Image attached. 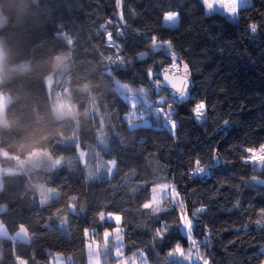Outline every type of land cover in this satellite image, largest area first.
<instances>
[{"label": "trees", "instance_id": "16d2710c", "mask_svg": "<svg viewBox=\"0 0 264 264\" xmlns=\"http://www.w3.org/2000/svg\"><path fill=\"white\" fill-rule=\"evenodd\" d=\"M250 1L232 22L208 14L202 0H120L119 7L117 0H0L6 20L0 27V98L9 97L0 121V170L16 171L18 160L36 151L67 160L46 175L44 184L56 196L46 193L44 203L33 174L0 177V222L10 235L24 224L32 236L29 244L0 236V264H16L17 256L49 264L54 254L88 264L84 230L103 241L104 231L115 226L100 213L121 216L124 258L143 252L148 264H181L167 257L175 243L185 252L193 247L174 227L177 206L160 214L170 225L171 239L164 242L153 238L157 222L143 208L153 188L168 184L189 217L204 209L194 219L192 238L209 264H264V185L256 183L264 181V166L258 172L245 152L264 145V0ZM169 12L179 13L172 28L164 25ZM153 36L158 49L151 46ZM66 53L76 119L54 115L52 95L63 88L46 83ZM141 53L147 58L140 60ZM172 55L191 73L187 103L175 104L166 89L157 92ZM131 97L140 99L136 108ZM162 98L175 130L154 111ZM200 102L203 122L192 111ZM113 160L116 167L103 178L97 165ZM197 161L212 169L209 179L192 175ZM72 196L75 210L68 206ZM102 259L119 261L111 252Z\"/></svg>", "mask_w": 264, "mask_h": 264}, {"label": "rangeland", "instance_id": "374dc122", "mask_svg": "<svg viewBox=\"0 0 264 264\" xmlns=\"http://www.w3.org/2000/svg\"><path fill=\"white\" fill-rule=\"evenodd\" d=\"M233 2H234V0H214V3H223L225 5H231ZM250 5H251L250 0H243V2L240 4L239 8L247 7ZM210 13L211 14L212 13H220V14L224 15L227 12L224 9L217 7L215 9V11H212V12L208 11V14H210ZM228 19L231 20L232 22H236L237 21V14L235 16H232L228 13ZM5 22H6L5 17L0 12V27H2L5 24ZM177 22L173 26L170 22L165 20L164 25L166 27L172 28V27H175L177 25ZM108 42L112 43V41H109V40H108ZM173 56L174 55H172V58H173ZM3 59H4V53H3V50L0 46V66L3 62ZM71 65H72V60H71V56L69 53H66V54H63V55L57 57L56 62H55V66H54V72H53V74H51L46 79V83H47V86L49 89L53 88L55 81L58 85H61L63 88V89L59 90L58 92H54L52 95V108H53L54 115L57 118L71 117V118L76 119V117H77L76 108L73 104H71L70 99H69L70 95H69V85H68V73H69V70L71 68ZM180 68H181V65L175 58V59H173L172 66L170 68H168V73L171 75L179 74ZM142 95L144 96V92H142ZM129 99H131L132 104H133V102H135V104L138 105L140 102V99H137L135 97H131ZM162 99H165V98H162ZM8 102H9L8 96H2L0 98V121L1 122H4V120H5V116H4L5 106ZM204 119H205V114H204L203 119L199 122H203ZM135 124H137V123H135ZM75 138H76L75 135L71 136L70 137L71 142H74ZM62 142L67 143L69 141L67 140V138H62ZM256 150L258 151V149H256ZM246 154H247L248 162L252 165V167L254 169H256L258 172H260L263 169V166H261V164L259 163V156H257V162L254 164V163H252V161L250 159L251 153L246 152ZM80 158H81V161L84 163L85 162V153L82 151H80ZM65 164H67V160L64 157L55 159V158L51 157L50 154L46 151H36L32 155L28 156L26 159L18 160L17 170L16 171L10 170L9 172L10 173H20L21 172L24 174H33L35 177L34 183L36 185V188H37L41 198L46 193L49 196L52 195L53 197H55L56 196L55 192L54 191H48L47 187L45 186V184H44L45 177L47 174L54 172V171H57L60 167L64 166ZM109 165H110V162L108 164L101 162V164L97 165L98 169L100 167V170H101V174H99V175H102L103 178L108 176V174H109L107 171ZM91 171L93 172V170H91ZM9 172H5V169H1L0 170V177L3 174H8ZM164 186H166V185L157 186V187L153 188V189H156L157 191L152 192L151 202H153V197H156L155 202L158 203L160 207H166V208L172 209L175 204H173L172 202H169L168 200L172 201V196L169 194L172 192L173 186H172V184H168L167 186H169V187L166 190H165ZM0 188H1V186H0ZM47 194H46V198L49 197V196H47ZM112 215H117V214H112ZM104 216H105V219L103 221H111L115 224L113 231L107 230L110 233L109 238H108V248H107V251L105 252L103 250V241H97L95 239V237H94V234H96L95 232L89 233L88 242H87L88 264H95L94 261L89 260V256H88V251H89L88 244L90 242H92V240L95 241L94 247L96 245H99L101 248V255H100L99 264H107V263L103 262L102 257L109 252H111V255H113L115 259H120V257H117V255H116V246H122V243H123L122 228L120 227L121 223L119 225H117L114 220L108 219L109 214H107V215L105 214ZM117 228L121 229V237H122L121 240H117L115 238V230ZM60 229L62 232L66 233V231H67L66 223H62L60 225ZM0 233H6V235H0V236L10 238L13 241H19V242H23V243H27V244L32 242V236L29 234V232L26 233V235H27L26 241L14 239L16 234L14 236L10 235L1 222H0ZM122 248H123V246H122ZM189 251L191 252V259H189V260H183V259L176 258V257H173V258L176 259L177 262L179 261L181 264H203L202 259H197L199 252H196L193 249L192 245H191L190 249L185 253H188ZM139 260H140V257H137L136 264H139ZM108 261H109V258H108ZM109 263L110 262H108V264ZM49 264H75V262L71 257H65L61 254H54L51 257Z\"/></svg>", "mask_w": 264, "mask_h": 264}, {"label": "snow or ice", "instance_id": "6c2138e0", "mask_svg": "<svg viewBox=\"0 0 264 264\" xmlns=\"http://www.w3.org/2000/svg\"><path fill=\"white\" fill-rule=\"evenodd\" d=\"M243 2V0H234V2L231 5H225L223 3H214V0H202V3L206 6L207 10L209 12L215 11V9L217 7L224 9L226 12H228L230 15L235 16L237 14V11L240 7V4ZM117 6H120V0H117ZM179 19V13L178 12H169L166 16H165V20L170 22L173 26L175 25V23L178 21ZM250 31L252 33H256L257 32V28L258 25L255 23H252L249 25ZM112 36L111 33H108V40L111 41ZM151 46L153 49H158L161 44L158 43L157 38L156 37H151ZM164 44L167 45V47L170 49L171 48V42L170 41H165L163 42ZM147 58V54L146 53H141L139 56L140 60H144ZM173 59H175V57L173 56ZM185 72H187V66L185 65ZM151 75V74H150ZM164 80L165 82L170 85L171 89L174 90L173 92V96L174 98H176L178 96V100L179 102H183L188 98V83H187V76L185 75V78L183 80H181L179 83L174 82L172 80H170L168 78V76L165 74L164 75ZM121 89H123L125 92H131L132 89L129 88L128 85L123 84V85H118ZM157 88H159V85H157ZM139 91H143L142 89H140ZM159 105H161V107H157L154 109V111L157 113L158 116H162V118L164 119V121L166 123L170 124V127L172 130H175L176 128V124L174 121H172V113H171V106L170 104L166 105V101L165 99H160L159 100ZM167 110H166V107ZM132 108H136V104L135 102H133L132 104ZM204 109H205V103L200 102L195 104L194 108L192 109V111L195 114V118L197 121H201L204 117ZM225 124H227V121H225ZM246 152L251 153V161L252 163H256L257 162V156H259V163L261 164V166H264V145L260 146L258 151L256 149H252V148H248L245 149ZM214 159H217V162L219 163L218 158L214 157ZM116 167V162L113 160L111 161L110 165L108 166V173L111 174L112 170ZM205 171V169L200 165L199 161L196 162V170L194 173H192V175H199V174H203ZM258 183H264V181H258ZM169 186H164L165 190L168 188ZM153 191H157L156 189H153ZM172 196V203L175 204L177 206V208L179 209V216L176 220V223L174 225V227L180 231L193 245L196 244V241L193 240V228H194V219L196 217V215L199 212L204 211L203 208L197 209L195 213H193L192 217H189L187 215V210L185 208L184 203L179 199V194L175 192V189H172V192L169 194ZM76 197L72 196L70 201H69V207L73 210H75L76 208ZM46 200V197H42L41 199V203H44ZM156 201V197H153V202H149V203H144L143 204V208L144 209H148L151 212V216L154 217V222H157V226L154 230V239H160L162 242H164L165 237L168 236L169 240L171 239V237L169 236L170 233V225L167 222L165 217H162L160 214L161 213H170V209L166 208V207H160L158 203L155 202ZM3 208H0V211H3ZM99 219L101 221H103L105 219V216L103 213H100ZM108 219L110 220H114L115 223L117 225H119L121 223V216L120 215H112L109 214ZM28 232L27 227L24 224H19L18 225V230H16V236L14 237V239H18L21 241H26L27 240V235L26 233ZM0 235H6V233H0ZM84 235L85 237H89V231L88 229L84 230ZM109 231L105 230L103 233V250L106 252L107 248H108V238H109ZM115 238L117 240H121V229L117 228L115 230ZM205 243H207V241H205ZM95 245V241L92 240V242H90L88 244V256H89V260L90 261H94L95 264H99L100 262V255H101V248L99 245ZM116 255L117 257H120L118 264H136L137 258L135 256V254L131 257L128 258H124L123 253H122V246H116ZM140 260H139V264H148V260L147 257L144 256L143 252H141L140 254ZM167 257L168 258H172V257H176V258H180L183 260H189L191 259V252L189 251L188 253H185V251L182 249L181 245L179 243H175L174 246L171 248V250L167 253ZM197 259H202L203 260V264H209V260L205 257L202 256H197ZM16 264H27V261L23 260V258L17 256L16 257Z\"/></svg>", "mask_w": 264, "mask_h": 264}, {"label": "water", "instance_id": "95a60500", "mask_svg": "<svg viewBox=\"0 0 264 264\" xmlns=\"http://www.w3.org/2000/svg\"><path fill=\"white\" fill-rule=\"evenodd\" d=\"M187 66V65H186ZM167 75L168 78L174 82H177L179 83L181 80H183L185 78V75L187 76V83H188V88H187V91H188V98L183 101V102H179L178 100V96L176 98H174L173 96V92L174 90L171 89L170 85H168L165 80H164V75ZM161 77V80L162 82L160 83H157V85H159V88H157V92L159 93V91L161 89H166L170 95V97L174 100L175 104H183V103H187L188 101H190L191 97H192V91H193V82H192V79H191V73H190V70L187 66V72H185V64H181V68H180V73L179 74H176V75H171L169 73H164V74H161L160 75ZM211 173H212V169H208L206 171H204L203 174H200L198 177L200 179H209L211 177ZM258 181H262V180H256V183H258ZM258 184H262L264 185V183H258Z\"/></svg>", "mask_w": 264, "mask_h": 264}, {"label": "crops", "instance_id": "0c3cea01", "mask_svg": "<svg viewBox=\"0 0 264 264\" xmlns=\"http://www.w3.org/2000/svg\"><path fill=\"white\" fill-rule=\"evenodd\" d=\"M207 11H208V10H207ZM224 15L228 16V12H227L226 14H224ZM1 155H2L3 157H5V158L8 157V156H7L5 153H3V152L1 153Z\"/></svg>", "mask_w": 264, "mask_h": 264}, {"label": "clouds", "instance_id": "9594fccd", "mask_svg": "<svg viewBox=\"0 0 264 264\" xmlns=\"http://www.w3.org/2000/svg\"><path fill=\"white\" fill-rule=\"evenodd\" d=\"M4 128V126L3 125H0V130H2Z\"/></svg>", "mask_w": 264, "mask_h": 264}, {"label": "built area", "instance_id": "2783aa9c", "mask_svg": "<svg viewBox=\"0 0 264 264\" xmlns=\"http://www.w3.org/2000/svg\"><path fill=\"white\" fill-rule=\"evenodd\" d=\"M161 107V106H160ZM133 113H131V115H132ZM193 249H196V247H195V245H193Z\"/></svg>", "mask_w": 264, "mask_h": 264}]
</instances>
